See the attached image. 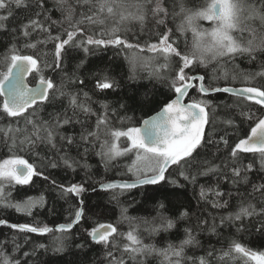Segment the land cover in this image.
Masks as SVG:
<instances>
[{
    "label": "snow or ice",
    "instance_id": "obj_1",
    "mask_svg": "<svg viewBox=\"0 0 264 264\" xmlns=\"http://www.w3.org/2000/svg\"><path fill=\"white\" fill-rule=\"evenodd\" d=\"M14 6V7H13ZM175 3L169 10V0H56L52 8L48 7V0H0V31H6L12 36L13 40L23 37L30 40L33 34H40L44 39H38L34 42L26 43L25 48L37 49L40 45H46L49 41L54 42V54L51 63L46 59H41L37 55L20 54V49L15 43L8 49V54L3 56L0 63L6 65V71L0 72V96L4 97L0 104V121L8 119L9 122L4 125L0 123V142L9 146L10 151L31 150L38 143L49 146L54 150L57 158L62 160L64 165L71 168L74 161L70 162V157L66 152L59 155L65 148H71L73 145L84 147V153L87 154L90 149L99 150L95 152L100 156L105 166L117 161L121 157H127L134 154V159L127 165V171L135 176L131 182L121 181L119 183L109 182L100 185L103 189L119 188L121 190H130L142 185H153L163 188L167 183V176L171 175L169 169L178 168L179 175L185 181L195 183L196 175L191 171L201 162L198 160L199 149L205 144L212 143L211 139L205 138V126L209 124V113L207 111L208 101H197L192 99L190 103H182L189 89L194 87V82H198V91L202 94L209 92H233L232 88H211L205 86L207 71L204 74H190L194 69L204 66L206 69L215 62L218 67L228 63H235L238 57H247L255 62L258 54H264V0H201L196 8H187L180 3V11H175ZM55 9L61 13L62 21L52 19L51 11ZM16 10H23L26 15L23 20L18 22L17 27H8L10 19L15 18ZM169 16L180 17V23L176 25L175 30L167 28L166 20ZM153 18L157 26H164L165 31L156 34V42L147 43L142 47L139 43L133 44L129 41L134 37L130 35L125 25L136 21L141 25ZM200 21H210V28H203ZM60 24L61 33L52 34L55 25ZM67 24V27H64ZM99 27V31L95 29ZM191 32V43L185 39L184 46L177 33L184 35ZM138 39V36L135 37ZM136 48L139 52H147L152 55L134 56L131 58L133 71L141 67L150 71L152 75L160 76L161 70H167L170 74L171 83L169 87L175 94V99L165 104L164 108L156 116L143 121L141 127H117L116 122L123 123L124 120H130V117L119 116L116 109L109 111L107 103L102 104L103 113L93 110L91 97L88 92H83L81 99L80 92L64 91L65 85H57L51 78H46L42 74L44 68L55 71L62 67L65 55L73 49H82L85 53L92 48ZM47 57V53H42ZM162 61V62H160ZM38 73L39 82L35 88L27 87L24 84V77L29 73ZM227 77L228 73H224ZM166 79L168 77H165ZM215 79L216 77H212ZM235 78V76L233 77ZM244 79L249 82H255L256 86L245 87L240 91V95L248 100H256L258 104L264 105V64L259 71L244 74ZM71 83V81H70ZM83 85L84 81H79ZM115 82L109 77L104 76L97 79L95 87L104 90L114 87ZM82 91V90H81ZM57 93L60 97H67V106L62 107L61 111L50 114L49 120H40L33 118L35 111L29 112L37 102L54 103L57 101ZM126 105L121 104L120 108L126 110ZM71 109V115L68 114ZM84 119H79L80 115ZM92 117H95L94 125L89 123ZM253 119L252 115L248 116ZM255 126L251 127L250 134L246 138L239 139L238 143L231 148L230 159L233 160L231 174L233 183L242 179L249 183L247 171L253 168V163H249L246 169L242 170L235 166L238 153L258 154L261 166L264 167V116L255 118ZM23 121V127L20 126ZM224 123L231 125L233 121L227 119ZM79 124L80 131L76 134H65L61 129L66 125ZM126 141V146H121ZM220 141L227 147L228 141L223 136ZM10 142V143H9ZM60 147H57V144ZM203 163H207L204 161ZM49 166L56 168L55 159H49ZM227 167V163H223ZM221 165L207 167L199 172L200 175H206L208 172H214ZM34 176H43V172H38L36 167L19 155H12L0 161V206L4 208H13L17 212H24L32 215V209L37 206H43L44 197H28L24 201L11 202L10 193H6V187L15 185H28L32 182ZM44 180H49L48 176H43ZM171 183L175 184L173 180ZM53 186L58 187L62 194H76L77 196L84 192L82 184H71L67 187L57 185L55 180L51 181ZM159 190V189H158ZM252 193L258 194L260 200L264 202V183L253 184ZM201 187L199 198L206 199L207 192ZM219 198H223L225 193L215 192ZM231 195V194H228ZM116 198L115 196L113 197ZM81 204L83 201L80 202ZM225 200L222 204L215 203L214 207L224 208L228 206ZM165 209V205H159ZM166 210V209H165ZM126 209L123 210V213ZM191 212V207L179 213L180 217H187ZM83 215V209L75 211L74 219L71 223L59 224L55 229L44 226H35L32 224L9 223L5 219H0V225L15 229L20 232L30 233H61L60 236H54V242L60 246L54 248V251L63 250V234L78 223ZM245 217H255L257 223L252 224L257 232L264 235V206L259 207L248 202L246 205L241 201L239 210L230 213L226 218L231 221L243 222ZM124 219H128L124 216ZM223 223V220L221 221ZM203 223H207L203 221ZM175 227L173 220L163 214L160 215L159 227H150V233H156L158 230H168ZM244 228L241 223V228ZM215 231V228L212 229ZM188 231L187 238L182 240L179 245L169 244L167 248L157 249L152 245H146L140 238L137 228L130 225L127 233L118 231V228L112 224H99L91 229L89 235L93 241L108 247L106 257L108 264H125V257L136 261L140 256H148L156 253L163 257L161 264H210L208 257L213 252H208L206 256L186 257L184 249L186 246L195 243V238ZM117 236H126L127 243L122 247L113 243ZM39 248H45V245H38ZM7 244L0 242V264H20V261L11 257L4 251ZM13 250L19 251L20 246L13 240ZM24 252L23 256L34 255ZM119 255H116V253ZM239 257L248 258L254 264H264V252L253 251L236 240L229 243L227 250H221V255L217 257L222 264H228L229 260H235ZM27 264V261L24 262ZM141 264H144L141 261Z\"/></svg>",
    "mask_w": 264,
    "mask_h": 264
},
{
    "label": "trees",
    "instance_id": "obj_2",
    "mask_svg": "<svg viewBox=\"0 0 264 264\" xmlns=\"http://www.w3.org/2000/svg\"><path fill=\"white\" fill-rule=\"evenodd\" d=\"M71 2L74 4L75 0H71ZM173 2L176 5L175 11L179 13L181 0H169L170 11H172ZM55 3L56 0H48V7L52 8ZM200 3L201 0H183V4L187 8H196ZM0 14L6 13L0 12ZM25 15L23 10H16L15 18L10 19L8 27H17L18 22L23 20ZM51 16L53 20H63L61 13L55 9L51 11ZM179 23V16H169L166 20L167 28L174 30ZM200 24L203 28L212 26L210 21H200ZM64 27H67V24H64ZM125 27L134 37L129 42L139 43L142 47L147 43L156 42V34L166 30L164 26H157L151 17L144 25L132 21ZM99 30V27L95 29V31ZM58 32L63 33L60 24L54 26L52 34L56 35ZM137 36L138 39L135 38ZM177 36L182 47L185 39L190 45L192 39L190 31L184 35L177 33ZM62 38H66V36L62 34ZM38 39H44V36L33 34L30 40H26L19 37L17 33V39L13 40L8 32L0 31V61L15 43L20 49V54L37 55L51 63L54 42L49 41L46 45L38 46L37 49L24 47L26 43ZM42 53H47V57H44ZM150 55L152 54L147 50L139 52L136 48H92L87 53L82 49H73L65 55L61 68L55 71L44 68L42 74L46 78H51L57 85L63 83L64 91L80 92L81 99H83V92H88L92 101L91 106L98 113L104 112L102 104L107 103L109 111L116 109L119 116L131 118L124 120L122 124L117 121V127H135L142 118L158 110L174 96L169 87L171 79L167 70H161L160 76L152 75L150 71L139 66L133 71L130 62L132 57ZM262 64H264V54H258L255 62L250 61L247 57H238L234 64L228 63L218 67L213 62L206 69L204 66H200L190 74H204L207 71L205 86L211 88L225 84L256 86L255 82L246 81L244 74L259 71ZM4 71H6V65L0 63V72ZM225 72L228 73L227 77L224 75ZM39 75L35 72L30 73L27 81L34 83L39 80ZM104 76L115 82L113 88L100 90L95 87L97 79H102ZM214 76L215 79L212 78ZM234 76L235 78H233ZM81 80L84 81L83 85L79 84ZM194 85L189 89L184 100L195 99L209 102L207 111L210 122L205 128V138L213 141L199 149L198 160L201 163L191 169L192 173L196 175L195 183L185 181L179 175L180 170L173 167L169 169L171 175L166 173L168 182H162L163 188L142 185L130 190L103 189L97 186L106 180L135 178L127 171V165L134 159V154L121 157L106 167L101 157L95 154L99 150V145L96 146V149H90L87 154L84 153V147L87 145L81 147L73 145L71 148L66 147L65 151L59 154L64 155L66 152L70 157V162H75L69 168L57 158L54 150L45 144L38 143L31 150L12 149L10 151L9 146L0 142V161L12 155H19L33 164L38 172H43V176L49 177V180H44L43 176H34L28 185L6 187V193H10V200L13 203L24 201L28 197L38 198L40 196L44 197L45 202L42 207L33 208L30 216L24 212H17L13 208L0 206V219L15 224L47 225L54 229L55 224L71 223L75 211L80 207L83 209L80 221L73 224V227L63 234L62 251L53 250L60 246L54 242V236L61 235L59 232L45 234L20 232L0 225V242L7 244L4 251L19 260L20 264H24L25 261L27 264H108L106 257L108 247L93 241L89 232L99 224H112L122 233H127L130 230V225L136 227L143 243L157 249L167 248L169 244L179 245L182 240L187 238V230H190L196 242L185 247V256L200 257L206 256L208 252H213V255L208 257L210 264H222L217 257L221 255L222 249L227 250L232 240L240 242L253 251L264 252V235L252 227V224L257 223L255 217H245L243 222L226 219L230 213L239 210L241 201H244L245 205L251 202L257 206V211L260 206H264V202L260 200L258 194L250 195L253 191V184L264 183V167L261 166L259 155L241 152L236 158L235 166L239 167L242 172L249 163H253V168L246 173L249 183H245L242 179L233 183L231 174L233 160L229 156L231 148L239 139L248 135L256 122L255 118L262 116L264 109L253 100L228 92L202 94L198 91V82H194ZM2 103L3 99L0 96V104ZM67 103V97H60L57 93L56 102H37V105L29 109V112L35 111L34 119L49 120L50 114L61 111L62 107L67 106ZM121 104L127 106L126 110L120 108ZM68 114L71 115V109ZM249 115L253 116L252 120L248 119ZM79 119L83 120L84 116L81 114ZM227 119H231L233 124L224 123ZM8 122V119L0 121L4 125ZM89 123L94 125L95 117H92ZM20 126L23 127V121ZM61 131L69 135L76 134L80 131V125H66ZM221 136L228 141L227 147L220 141ZM121 146H126V141ZM57 147H60L59 143ZM49 159H55L58 166L50 167ZM204 161L207 163H203ZM223 163H227V167H224ZM215 165H221V167L206 175L199 174L207 167ZM52 180H55L57 185L63 184L65 187L71 184H82L85 191L78 196L71 193L62 194L58 187L51 184ZM173 180L176 181L175 184L171 183ZM202 186L206 190L212 189L207 192L206 199L199 198ZM216 191L225 193L223 198L217 197ZM225 200L229 202L227 207H214L215 203L222 204ZM81 201H83L82 204ZM161 203L165 205L166 210L159 207ZM189 206L191 207L190 214L181 218L179 213L185 211ZM125 209L126 212L122 215ZM161 214L173 220L175 227L150 233L148 230L150 227H159ZM124 216H127L128 219H124ZM203 221L207 223H203ZM241 223L244 228L238 231L241 228ZM213 228L215 231L212 230ZM13 240L16 245L20 246L19 251L13 250ZM113 243L122 247L124 243H127L126 236H117ZM41 244L45 245V248H39L38 245ZM33 250H35L34 255L23 256L24 252L32 253ZM116 255L119 253L117 252ZM247 259L237 256L235 260H229L228 264H245ZM162 260V256L153 253L148 256H140L136 261L126 256L125 264H141V261L144 264H161ZM187 264H191V261H188ZM248 264L254 263L249 260Z\"/></svg>",
    "mask_w": 264,
    "mask_h": 264
},
{
    "label": "water",
    "instance_id": "obj_3",
    "mask_svg": "<svg viewBox=\"0 0 264 264\" xmlns=\"http://www.w3.org/2000/svg\"><path fill=\"white\" fill-rule=\"evenodd\" d=\"M30 74V73H29ZM29 74H27L25 77H24V84L25 85H27V87H30V88H35L36 86H37V84H38V82H39V80H36L34 83H29L28 81H27V77H28V75ZM196 75H199V74H196ZM232 88L234 91L233 92H228V93H231V94H236V95H240V91L243 89V88H245V87H249L248 85H237V86H234V85H228V84H225V85H222V86H218V87H215V88H219V89H223V88ZM209 93H212V92H209ZM240 96H242V95H240ZM2 97V99L4 100V97L3 96H1ZM176 97H175V94H174V96L168 101V102H166V103H164L158 110H156V111H154L153 113H151V114H149V115H147V116H145L144 118H142L141 119V121L135 126V127H141V128H143V121L144 120H148V119H150V118H152L153 116H156L158 113H160L161 111H162V109L164 108V106H165V104H167V103H169V102H171V100H173V99H175ZM253 101H255L256 102V100H253ZM39 102V101H38ZM182 103H190L191 101H185L184 100V97L182 98V101H181ZM261 105V104H260ZM262 107H263V109H264V105H261ZM262 116H264V113H263V115ZM253 126H255V124L253 125ZM252 126V127H253ZM205 128H206V126H205ZM251 130V129H250ZM248 134H250V131H249V133ZM247 136H245V137H243V138H246ZM242 138V139H243ZM239 142V141H238ZM237 142V143H238ZM135 179V178H134ZM134 179H118V178H115V179H109V180H106V181H104V182H102V183H109V182H114V183H119V182H121V181H129V182H131L132 180H134ZM102 183H100L97 187H99V188H101L100 187V185L102 184ZM81 208V207H80ZM79 208V209H80ZM59 224H64V223H58V224H55L53 227H54V229L59 225ZM39 234V233H38Z\"/></svg>",
    "mask_w": 264,
    "mask_h": 264
},
{
    "label": "rangeland",
    "instance_id": "obj_4",
    "mask_svg": "<svg viewBox=\"0 0 264 264\" xmlns=\"http://www.w3.org/2000/svg\"><path fill=\"white\" fill-rule=\"evenodd\" d=\"M133 177H135L132 173H130ZM254 263V262H253Z\"/></svg>",
    "mask_w": 264,
    "mask_h": 264
}]
</instances>
